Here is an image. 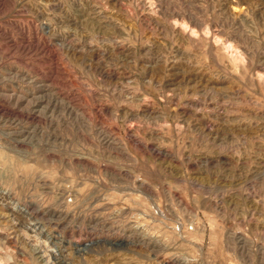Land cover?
I'll use <instances>...</instances> for the list:
<instances>
[{
    "label": "rangeland",
    "instance_id": "1",
    "mask_svg": "<svg viewBox=\"0 0 264 264\" xmlns=\"http://www.w3.org/2000/svg\"><path fill=\"white\" fill-rule=\"evenodd\" d=\"M0 264H264V0H0Z\"/></svg>",
    "mask_w": 264,
    "mask_h": 264
},
{
    "label": "bare ground",
    "instance_id": "2",
    "mask_svg": "<svg viewBox=\"0 0 264 264\" xmlns=\"http://www.w3.org/2000/svg\"><path fill=\"white\" fill-rule=\"evenodd\" d=\"M16 206V205H15Z\"/></svg>",
    "mask_w": 264,
    "mask_h": 264
}]
</instances>
